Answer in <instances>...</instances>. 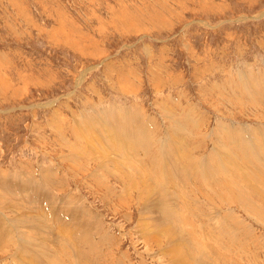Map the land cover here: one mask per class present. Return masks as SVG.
<instances>
[{
	"label": "rangeland",
	"instance_id": "374dc122",
	"mask_svg": "<svg viewBox=\"0 0 264 264\" xmlns=\"http://www.w3.org/2000/svg\"><path fill=\"white\" fill-rule=\"evenodd\" d=\"M263 137L264 0H0V263L264 264Z\"/></svg>",
	"mask_w": 264,
	"mask_h": 264
},
{
	"label": "bare ground",
	"instance_id": "6f19581e",
	"mask_svg": "<svg viewBox=\"0 0 264 264\" xmlns=\"http://www.w3.org/2000/svg\"><path fill=\"white\" fill-rule=\"evenodd\" d=\"M116 109V108H115ZM111 118V117H110ZM108 120V119H107ZM111 120H109V122H110ZM124 121H126V120H124ZM94 123V122H93ZM103 123V122H102ZM105 123V122H104ZM115 125V124H114ZM93 126V125H92ZM94 126H95V124H94ZM131 126V125H130ZM137 126V125H136ZM126 127V126H125ZM93 128V127H92ZM112 128V127H111ZM137 128H139V127H137ZM142 128V127H141ZM140 128V129H141ZM94 129L95 130H97L96 129V127H94ZM114 129V128H113ZM112 129V130H113ZM119 129V128H118ZM122 129V127H120V130H119V132H118V137H122V135H123V132L125 131V132H132V133H138L139 131V129L137 130H135L134 128H133V124H132V126L128 129V126H127V130L128 131H126V129L124 128L123 130H121ZM98 130H100V129H98ZM110 130V129H109ZM117 130V129H116ZM91 131V130H90ZM92 131H93V129H92ZM100 131H103V130H100ZM116 132V131H115ZM88 133H89V131H88ZM99 133V132H98ZM112 133V132H111ZM114 133V132H113ZM90 134V133H89ZM99 135H100V133H99ZM114 135V134H113ZM233 135V134H232ZM237 135V134H236ZM234 136V137H239L238 135L237 136ZM230 136H231V134H230ZM242 136V135H241ZM113 137V136H112ZM111 137V138H112ZM116 137H117V134H116ZM232 137V136H231ZM239 138H241V137H239ZM238 138V139H239ZM117 139L118 138H114V139H112V140H114V142H112V145L113 146H115V147H118V148H123L122 147V144H119L118 142H117ZM145 139V138H144ZM262 139H264V137L262 138ZM241 140H243V139H241ZM247 140V143H248V139H246ZM234 141V140H233ZM240 141V140H239ZM238 141V142H239ZM262 141V140H261ZM242 142V141H241ZM103 143V142H102ZM244 143H246L245 141H244ZM253 144V143H252ZM249 145V144H248ZM242 146H244V145H242ZM248 147V146H247ZM250 147V146H249ZM251 150V149H250ZM224 153H226V152H224ZM224 153H223V157H224ZM229 154V153H228ZM257 154V153H256ZM230 155V154H229ZM228 155V156H229ZM259 155V154H258ZM221 156V155H220ZM227 156V157H228ZM231 156V155H230ZM257 156V155H256ZM222 157V156H221ZM220 157V158H221ZM222 157V158H223ZM214 158V157H213ZM221 158V159H222ZM256 158V157H255ZM261 159H263V158H261ZM223 160V159H222ZM228 161H229V159H228ZM229 163V162H228ZM207 171H208V169H207ZM206 172V171H205ZM210 172V171H209ZM211 173V172H210ZM209 174V173H208ZM210 175V174H209ZM202 176V175H201ZM190 177V176H189ZM3 178H5V177H3ZM3 178H0V180L2 181V183H1V181H0V219L2 220V222H0V258L2 257V253H5V244H7V245H16V249H17V251H16V253L17 252H19L20 251V249H30V250H34L33 252H36V253H38V254H40V255H44L45 254V249L47 248H44L43 247V245L45 246V244H43L42 245V247L44 248L43 250H40L39 248H37V247H34V248H30L31 247V245H32V243H34L35 242V238H37V239H40L39 238V236L37 237L36 235L39 233V234H41V235H43V233H42V231H41V229H42V223H45V220H47V221H52L53 219H55V220H57V221H55V223L57 222L58 224H60L61 222L63 223V220H64V216H63V214L62 213H60V214H57V212L56 213H54V211H56V206H54V204H53V201H54V199H52L51 198V196H46V194L44 195L45 196V198H43V196L41 195L42 193H39L38 191H36L35 189H34V191L33 192H31L32 190V188L31 189H28L27 187H25L24 188V190H23V194L25 193L26 195L25 196H23V198L25 197L26 199H27V201H26V199H25V201L27 202V203H25V202H23V201H18V202H16V201H14L13 202V205L11 206V203L9 202V199H8V197H9V194L8 193H5V179L3 180ZM42 182V181H41ZM148 184V183H147ZM44 185V184H43ZM38 187H39V185H38ZM44 187V186H43ZM243 190V189H242ZM6 196H8V197H6ZM53 200V201H52ZM42 201H45L43 204H42ZM23 202V203H22ZM73 206V205H72ZM14 208L15 209V213H14V216L12 217V218H9V217H7V216H5V215H3L5 212L3 211V209H5V210H8V209H10V208ZM3 208V209H2ZM46 208L48 209V211L46 210ZM33 209H35V210H37V213L38 214H41L42 215V213H45L44 215H42L43 217H45L44 218V220H43V222H40L38 219H36V218H34L33 217V215L31 214L32 212H33ZM42 210V211H41ZM13 211V210H12ZM69 211V210H68ZM71 211V210H70ZM41 212V213H40ZM63 212V211H62ZM25 214H27V216L25 215ZM81 216V215H80ZM83 216V215H82ZM84 218V217H83ZM66 219V218H65ZM67 219H71L70 217L69 218H67ZM49 222V223H50ZM53 222V221H52ZM66 222H68L69 223V221H67L66 220ZM92 222V221H91ZM47 223V222H46ZM55 223H52L53 225H56L57 226V224H55ZM68 223L66 224V225H68ZM11 225H15L16 226V229H14V228H12L11 227ZM36 225H39V227L37 228L36 227ZM61 225V224H60ZM64 225V224H63ZM73 225V224H72ZM52 226V225H51ZM70 226V225H69ZM60 227H62V226H60ZM67 227V226H66ZM73 227V226H72ZM18 228H22L21 230H23V228L25 229H27V232L28 233H24L23 234V232H21L20 230H17ZM49 228V227H48ZM68 229H69V227H68ZM90 230V226L87 224V225H84L82 228H81V230L80 231H82V232H84L83 233V237L85 236V238L87 237V239H89V235H90V232H89V230ZM70 231V230H69ZM19 232H21L22 233V235L21 234H19ZM66 231H64L63 232V234L65 233ZM29 235V236H28ZM44 235H46L45 233H44ZM43 235V236H44ZM72 235H74L73 233H72ZM48 236V235H47ZM56 236V235H55ZM50 237V236H49ZM28 238V239H27ZM43 238V237H42ZM41 238V239H42ZM46 238V237H45ZM40 239V240H41ZM47 239V238H46ZM74 239V238H73ZM90 239H91V237H90ZM48 240H51V239H48ZM5 241H9L10 243H7V242H5ZM37 241V240H36ZM43 242H46V241H44V238H43V240H42ZM84 241H85V239H84ZM92 240H90L89 242L90 243H92L91 242ZM39 242L40 241H38V244H39ZM86 242V241H85ZM16 243V244H15ZM87 243V242H86ZM35 244V243H34ZM34 244H33V246H34ZM37 244V243H36ZM35 244V245H36ZM42 244V243H41ZM47 244V243H46ZM84 245H85V243H84ZM89 245V244H88ZM91 245H93V244H91ZM86 246V245H85ZM41 247V246H40ZM13 248V247H12ZM40 250L39 252H37L38 250ZM204 249V248H203ZM45 250V251H44ZM6 251H7V249H6ZM204 251V250H203ZM31 252V251H30ZM33 252H31V253H33ZM31 253L29 254V252H20V254H15L12 258L14 259H16L15 260V262H17V260L19 261V262H23V259L25 258V259H27L26 257L28 256V254L31 256V261L32 262H34V264H45L43 261H40V259H38V260H35L34 258H35V255H34V258H33V255H31ZM47 253V252H46ZM78 253V252H77ZM79 254H81L80 252H79ZM46 255V254H45ZM37 258V257H36ZM43 258H45V257H43ZM48 258V257H47ZM7 259V258H6ZM27 261H29V259L28 260H25V263H28ZM30 262V261H29ZM32 262H30V263H32ZM24 263V264H25ZM0 264H3V262L2 263H0ZM21 264V263H20ZM23 264V263H22ZM48 264V263H47Z\"/></svg>",
	"mask_w": 264,
	"mask_h": 264
},
{
	"label": "crops",
	"instance_id": "0c3cea01",
	"mask_svg": "<svg viewBox=\"0 0 264 264\" xmlns=\"http://www.w3.org/2000/svg\"><path fill=\"white\" fill-rule=\"evenodd\" d=\"M124 132H125V131H124ZM128 135H130V134H128ZM119 138H120V137H119ZM121 138H123V139L126 141V138H124L123 135H122ZM131 142H132V141L130 140L129 143H131Z\"/></svg>",
	"mask_w": 264,
	"mask_h": 264
}]
</instances>
